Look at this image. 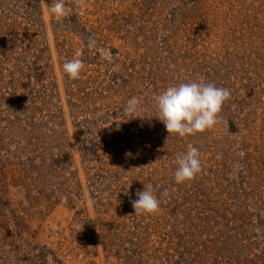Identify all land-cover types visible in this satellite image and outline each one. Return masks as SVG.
Listing matches in <instances>:
<instances>
[{"label":"rangeland","instance_id":"1","mask_svg":"<svg viewBox=\"0 0 264 264\" xmlns=\"http://www.w3.org/2000/svg\"><path fill=\"white\" fill-rule=\"evenodd\" d=\"M56 2L0 0V264H264V0ZM189 81L231 96L179 137L155 97Z\"/></svg>","mask_w":264,"mask_h":264},{"label":"clouds","instance_id":"2","mask_svg":"<svg viewBox=\"0 0 264 264\" xmlns=\"http://www.w3.org/2000/svg\"><path fill=\"white\" fill-rule=\"evenodd\" d=\"M54 11L64 14V0H57ZM95 43V40H91L89 46L94 47ZM105 58L109 62L112 60L110 53H106ZM82 68L83 63L79 59L67 61L63 65V71L73 80L79 78ZM230 96L229 89L217 87L212 83L189 81L169 86L155 97L157 118L165 125L169 134L179 137L195 135L211 129L219 122L218 114ZM140 103L139 98L132 97L123 111L131 117L140 107ZM176 165V184L193 180L202 170L199 149L189 145L185 153L177 155ZM136 195L138 199L130 201L135 214H156L160 211L161 202L153 194L151 185L143 191H138ZM162 195H169L168 190H164Z\"/></svg>","mask_w":264,"mask_h":264}]
</instances>
